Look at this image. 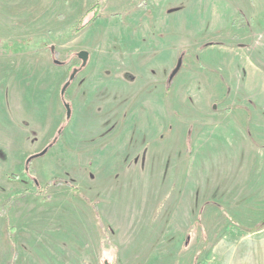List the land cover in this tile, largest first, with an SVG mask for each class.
Masks as SVG:
<instances>
[{
    "label": "rangeland",
    "instance_id": "374dc122",
    "mask_svg": "<svg viewBox=\"0 0 264 264\" xmlns=\"http://www.w3.org/2000/svg\"><path fill=\"white\" fill-rule=\"evenodd\" d=\"M235 7L0 0V264H264V0Z\"/></svg>",
    "mask_w": 264,
    "mask_h": 264
},
{
    "label": "crops",
    "instance_id": "0c3cea01",
    "mask_svg": "<svg viewBox=\"0 0 264 264\" xmlns=\"http://www.w3.org/2000/svg\"><path fill=\"white\" fill-rule=\"evenodd\" d=\"M166 1H169V0H164V3L166 4ZM216 3L218 4H222L223 5V8H224V16H226V13L228 12L229 14H231V17H230V20L233 18H235V15L237 13H239L238 9L239 8H236L235 7V4L236 6L240 3H243L245 2V0H214ZM215 4V3H214ZM176 10H179V6L177 7H174L173 8V11L175 12ZM226 19L227 21V25L230 26L232 21L231 20L229 22V17H223ZM181 29L180 28H176L173 30V35H180L181 33ZM256 40V39H255ZM257 41V40H256ZM257 46V47H256ZM223 59H226L229 61L228 63V71H230V68H236L237 67V64L235 63L236 60H241L244 56V52H243V47L242 45L240 44H234V43H228V44H225L223 45ZM261 46L258 44L256 45L255 44V47H254V50H255V53L259 51V53L261 54ZM182 45L181 44H169L168 47H164L163 50H161L159 52V50H157V52L155 53L153 59L155 60L158 56H160L161 54H165V57L162 59L163 60V64H162V67L165 68L166 66H170V64H172V60H173V57L176 56L177 54L181 55V53L183 52L182 51ZM257 49V51H256ZM162 52V53H161ZM258 53V54H259ZM187 56V55H186ZM179 57V56H178ZM255 58V57H254ZM240 62V61H239ZM254 62V63H253ZM253 62L250 60L248 63L241 60V64L243 67H247V68H256L257 66L255 65V60H253ZM127 71V70H126ZM128 72V71H127ZM120 72H116V75H114V77L117 79V82L121 85L122 88H124L125 90L128 89V86H130L129 84L132 83V82H127L125 80H123V77L121 76V74H119Z\"/></svg>",
    "mask_w": 264,
    "mask_h": 264
},
{
    "label": "trees",
    "instance_id": "16d2710c",
    "mask_svg": "<svg viewBox=\"0 0 264 264\" xmlns=\"http://www.w3.org/2000/svg\"><path fill=\"white\" fill-rule=\"evenodd\" d=\"M97 8H98V3H94L92 6H90L86 11H85V13H84V17L85 16H87V14H89V13H91V15L87 18V20H85V21H81L76 27H75V32H77V31H79V30H81L82 28H84L85 26H88L89 24H91V23H93L98 17H99V12H98V10H97ZM82 66H83V64H82ZM64 95V91L63 92H61V96H63ZM62 127L63 126H61V127H59L58 128V130H57V133H56V135H55V137H54V139H53V142L54 141H56V139L57 138H59L60 136H61V131H62ZM59 184H61V185H70L69 183H68V181H66V180H59V179H55V180H52V181H49V182H47L46 183V186L48 187V186H54V185H59ZM74 191H76V192H78V190H74ZM85 201H87L89 204H92L89 200H87L86 198L84 199ZM264 224V219L260 222V224H259V226H262ZM258 226V227H259ZM8 228H10L7 224H5V229L8 231V230H10V229H8Z\"/></svg>",
    "mask_w": 264,
    "mask_h": 264
},
{
    "label": "water",
    "instance_id": "95a60500",
    "mask_svg": "<svg viewBox=\"0 0 264 264\" xmlns=\"http://www.w3.org/2000/svg\"><path fill=\"white\" fill-rule=\"evenodd\" d=\"M78 57L82 60L83 63H85L87 61V58H88V52L85 51V50H81L78 52ZM181 62H182V57L179 56L178 60H177V63L175 65V67L173 68V70L171 71L169 77H168V80H171L172 77L177 73V71L180 69L181 67ZM70 77H73V74H71ZM67 85V83H66ZM66 85L63 86L62 88V92L65 90V87ZM65 107L67 109V116L69 115L70 113V107H69V104L68 103H65ZM44 151H42L43 153Z\"/></svg>",
    "mask_w": 264,
    "mask_h": 264
}]
</instances>
